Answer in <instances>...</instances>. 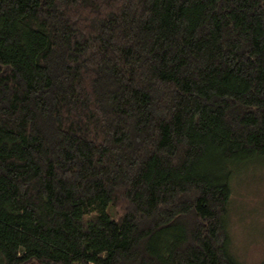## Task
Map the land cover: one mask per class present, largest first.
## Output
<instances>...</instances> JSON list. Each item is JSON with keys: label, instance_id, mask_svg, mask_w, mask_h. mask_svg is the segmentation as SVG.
Listing matches in <instances>:
<instances>
[{"label": "trees", "instance_id": "trees-1", "mask_svg": "<svg viewBox=\"0 0 264 264\" xmlns=\"http://www.w3.org/2000/svg\"><path fill=\"white\" fill-rule=\"evenodd\" d=\"M263 165L264 0H0V264H244Z\"/></svg>", "mask_w": 264, "mask_h": 264}, {"label": "rangeland", "instance_id": "rangeland-1", "mask_svg": "<svg viewBox=\"0 0 264 264\" xmlns=\"http://www.w3.org/2000/svg\"><path fill=\"white\" fill-rule=\"evenodd\" d=\"M263 170L235 183L230 216L233 251L244 264L264 261ZM263 171V172H262Z\"/></svg>", "mask_w": 264, "mask_h": 264}]
</instances>
